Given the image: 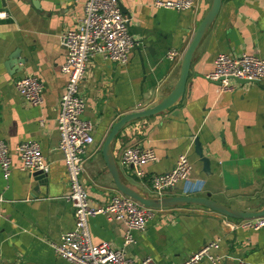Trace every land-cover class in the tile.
Masks as SVG:
<instances>
[{"label":"crops","instance_id":"crops-1","mask_svg":"<svg viewBox=\"0 0 264 264\" xmlns=\"http://www.w3.org/2000/svg\"><path fill=\"white\" fill-rule=\"evenodd\" d=\"M117 1L130 19L134 45L128 61L117 65L94 55L79 86L85 104L81 116L91 124L93 138L79 180L93 206L118 194L100 154L109 130L122 116L151 108L170 92L181 58L211 4L194 0L191 10L176 12L154 9V0ZM82 5L83 0H0V140L10 158L9 176L0 174V264H69L50 247L73 228L72 210L63 200L67 182L55 125L65 82L58 35L75 28ZM168 51L177 54L172 61L166 58ZM219 54L264 59V0H220L192 54L180 104L173 112L132 122L117 134L110 147L123 184L153 197L150 177L169 171L185 155L191 166L188 178L165 196L208 194L242 212L264 205V80L243 85L231 81L230 89L219 90L204 79ZM11 56L17 59L9 65ZM29 74L43 84L36 107L23 101L13 86ZM134 126L139 129L130 140L121 138ZM194 139L209 163L206 172L193 152ZM22 142L39 146L48 166L42 184L19 170L15 147ZM129 144L151 149L155 156L143 167L141 181L120 163V150ZM225 222L235 220L197 206L151 210L145 228L131 232L132 242L124 251L133 264L145 258L149 264H180L202 246L215 244L211 253L223 264H264V228L231 231ZM87 226L92 243L121 248L122 223L95 216Z\"/></svg>","mask_w":264,"mask_h":264},{"label":"built area","instance_id":"built-area-1","mask_svg":"<svg viewBox=\"0 0 264 264\" xmlns=\"http://www.w3.org/2000/svg\"><path fill=\"white\" fill-rule=\"evenodd\" d=\"M151 7L185 12L194 7V0H154ZM2 16L3 13L0 12V18ZM129 20L127 15L120 12L117 0H83L82 13L75 28L58 35L59 47L64 52L60 73L65 82L58 101L55 125L59 139L58 150L67 182V193L63 200L72 210L73 228L61 234L50 247L57 257L69 264H133L125 254L124 247L132 242L131 232L142 231L151 215L152 209L145 208L119 193L113 195L106 204L93 206L79 180L83 171V155L93 144L92 126L81 116L85 104L80 96L79 86L84 76L85 65L94 55L117 65L127 63L134 45L128 32ZM176 55L175 51H168L166 58L172 61ZM204 79L211 83L217 82L221 91L230 89V82L233 79L261 82L264 80V59L246 54L237 56L219 54L215 56L212 70ZM13 86L16 93L29 106L36 107L41 104L43 84L37 76L29 74L20 77L14 81ZM138 129V126L132 127L123 133L121 138L130 140L132 133ZM15 152L20 171L29 174L47 172L48 166L37 143H19L15 147ZM119 156L120 163L129 168L130 174L140 181L145 178L143 167L155 161L151 149H142L135 144L125 145L121 148ZM190 169L187 157L179 155L172 169L153 175L148 180L152 196L164 197L176 184L187 180ZM9 172L10 158L7 147L0 140L1 177L6 179ZM95 216H102L125 226L121 248L114 249L106 244L92 243L87 221ZM224 225L231 231L237 229L259 231L264 228V216L225 222ZM215 248V244L204 245L180 264L201 262L223 264L221 257L211 253ZM140 264H149V259H143Z\"/></svg>","mask_w":264,"mask_h":264},{"label":"water","instance_id":"water-1","mask_svg":"<svg viewBox=\"0 0 264 264\" xmlns=\"http://www.w3.org/2000/svg\"><path fill=\"white\" fill-rule=\"evenodd\" d=\"M220 0H211V4L205 15L199 21L195 32L192 36V39L185 50L179 66V74L178 79L170 90V92L164 96H161L157 103L153 105L151 108L145 109L139 112H133L122 116L119 120H117L111 127L106 136L105 140L100 149V154L102 158V162L104 164L105 170L108 173L111 183L117 193L130 198L135 201L139 205L149 208L152 210L157 209H166V208H175L180 206H197L209 211L215 212L222 216H225L232 220H250L258 217L264 216V205L259 209L251 212H242L238 210L231 209L229 207L223 206L217 202H214L209 198V195H205V197H195L190 196L189 193H183L184 195L180 196H164L161 198L148 197L139 190L132 189L123 182H121L117 168L112 157L111 153V143L117 134L128 124L135 122L137 120L146 119L152 116H155L160 113L173 112L175 108L180 104L181 99L184 93V85L188 75L189 63L192 57V54L198 45L201 37L215 19L218 10H219ZM119 10L122 14L126 12L119 6ZM15 57H9L7 59V64H13ZM22 64V62H18ZM234 82L238 84H247V83H257L253 81L246 80H237L233 79ZM217 85V82L214 83ZM193 152L197 156L198 160L202 163L203 171L206 172L208 170V161L203 157L201 148L196 139L193 140ZM33 182H37L42 184L45 181L46 174L42 172H34L30 174Z\"/></svg>","mask_w":264,"mask_h":264}]
</instances>
